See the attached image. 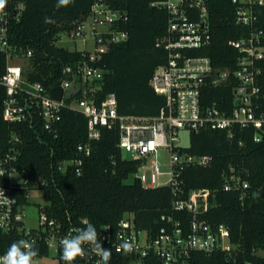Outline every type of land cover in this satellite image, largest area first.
Wrapping results in <instances>:
<instances>
[{"label": "trees", "instance_id": "1", "mask_svg": "<svg viewBox=\"0 0 264 264\" xmlns=\"http://www.w3.org/2000/svg\"><path fill=\"white\" fill-rule=\"evenodd\" d=\"M110 5L127 14V20L119 24L126 30L123 41L111 43L96 62L103 70V77L96 85L95 96L104 98L114 93L117 112L138 116L157 115L164 107V98L149 85V78L156 66L165 63L167 51L155 45L165 34L167 13L165 9L150 3L159 0H107ZM92 0H3L0 12L9 13L7 40L12 55L23 56L31 51L24 77L40 82L50 90L64 78L63 69L75 67L86 50H70L56 45L61 33H66L84 21ZM18 3L23 5L19 17H13ZM210 43L194 51L206 55L218 68H233L236 50L229 41L237 39L247 28L235 23L234 7L230 0H209ZM256 25L264 31V5L255 7ZM50 18L51 23H46ZM6 56L0 52V77L5 71ZM264 77V73H263ZM221 88H209L202 103L220 102L226 108V95ZM4 86L0 84V154L9 146H15L14 162L21 176L17 198L27 201L23 194L28 189L44 190L47 200L38 211L64 226L85 227L83 220L91 222L97 230L105 224L115 226L126 214H131L137 228L154 235L162 221L171 216L187 228L191 213L174 209L175 200H185L193 189L209 190V207L198 213V218L215 225L224 223L230 230L229 251L204 252L191 250L189 264H264V141L253 142L251 132L244 131L229 137L222 129H203L190 133L185 151L194 155H210L204 165H187L179 175V189L171 185L143 187L138 180L126 183L125 179L136 170L137 162L122 155L117 145V128L102 127L98 139L89 141V154L77 146L86 143V118L79 112L61 108L55 129H46L36 106L27 107L25 119L7 122L2 117ZM69 99H67L68 101ZM221 103V102H220ZM17 136L14 141L12 136ZM81 160L80 173L73 164L60 170V161ZM233 166L249 184L244 198L238 191L223 189V172ZM7 175H0V185H7ZM20 239L17 231L0 230V252ZM36 251V250H35ZM49 254L40 246L35 256ZM56 264H66L57 253ZM77 257L73 264H78ZM121 264V263H120ZM145 264H159L151 253Z\"/></svg>", "mask_w": 264, "mask_h": 264}, {"label": "built area", "instance_id": "2", "mask_svg": "<svg viewBox=\"0 0 264 264\" xmlns=\"http://www.w3.org/2000/svg\"><path fill=\"white\" fill-rule=\"evenodd\" d=\"M230 2L234 7L235 23L247 28L239 38L229 41L237 52L233 68L215 67L208 56L194 53L210 43L209 0L150 3L167 13L165 34L155 42L157 47L167 51V59L154 68L149 78L150 87L165 101L164 107L154 116L119 114L114 93H108L102 99L95 96L96 85L103 77V70L96 62L111 43L127 37L126 30L119 28V24L127 20L124 11L113 8L107 0H92L87 18L65 33L72 40L80 38L85 42L90 39L92 49L86 50L87 55L83 53L75 67H64V78L55 85L62 90L58 100L51 95V89L24 77L25 69L13 61L14 58H29L31 51L26 50L23 56L11 54L7 40L9 13L7 9L3 10L0 12V52L6 56L5 71L0 77V84L5 89L1 102L3 119L22 121L27 115V107L35 105L43 126L51 130L55 129L61 108L79 112L86 118L88 138L86 143L77 146L79 151L89 154V141L99 138L101 128L115 127L118 147L128 154L127 158L137 162L136 170L131 174L134 179L143 187L171 185L179 189V175L185 166H204L211 159L210 155L185 151L179 144L181 131H186L189 136L203 129H222L230 138L244 131L246 134L251 132L253 142L264 141V31L256 25L255 11L256 6L264 5V0ZM22 7L21 3L16 5L12 12L14 18L19 17ZM209 88L222 89L221 93L226 95V108L222 106L223 98L221 103H202ZM12 138L17 140L15 135ZM16 155V147L12 145L0 154V175H7L8 179L7 185H0V230L23 234V240L30 242L36 251L41 245L45 246L54 253L57 263L60 241L74 234L75 226H64L43 211L39 212L37 227L29 228L24 224L25 204L18 201L16 191L19 182L11 181V175L18 173L14 165ZM72 164L79 174V159L60 161L58 168L66 170ZM222 176L223 189L238 191L243 199L249 188L244 176L233 166ZM30 190L33 189L23 194L26 201ZM208 197V189H193L187 199L173 202L174 209L191 213L186 230L179 220L164 215L160 217L162 223L154 235L137 228L131 214L124 215L115 226H101L97 230L98 238L102 247L111 251L107 264H145L150 253L159 264H189L191 250H231L234 244L230 242L226 224L211 225L198 218V213L209 207ZM124 242H130L133 250H123ZM85 248L87 254L80 257L78 264H104L89 245Z\"/></svg>", "mask_w": 264, "mask_h": 264}, {"label": "clouds", "instance_id": "3", "mask_svg": "<svg viewBox=\"0 0 264 264\" xmlns=\"http://www.w3.org/2000/svg\"><path fill=\"white\" fill-rule=\"evenodd\" d=\"M68 0H59L60 4H66ZM3 0H0V4ZM46 23H51L50 18H45ZM72 235L64 237L60 241L61 258L66 264H73L77 257H85L87 249L85 245H89L91 251L99 256L104 264H107L111 256L110 248L102 247L101 241L98 238L96 227L88 221H85V227L73 228ZM125 251H132L133 245L130 242H124L121 245ZM36 251L30 242L23 239L11 243L7 250L0 255V264H32L33 257Z\"/></svg>", "mask_w": 264, "mask_h": 264}, {"label": "rangeland", "instance_id": "4", "mask_svg": "<svg viewBox=\"0 0 264 264\" xmlns=\"http://www.w3.org/2000/svg\"><path fill=\"white\" fill-rule=\"evenodd\" d=\"M56 45L63 46L65 48H68L70 50H91L92 49V41L90 39H86L85 42L82 41L80 38H77L75 40L69 39L65 33H61L59 37L56 40ZM13 61L20 64L24 69L28 68L29 60L20 57L19 59H13ZM189 143V136L186 131H181L179 133V144L180 146H187ZM164 154V153H163ZM122 155L124 157H127V153L125 151H122ZM165 155V154H164ZM134 177L133 175H129L125 182L129 183L133 181ZM21 177L19 173H13L11 175V181L13 182H20ZM45 193L44 190L39 189H33L29 192V197L27 199V203L24 207V218L23 222L24 224L29 228H35L38 226V219H39V211L38 207L45 205L47 203L46 198L43 196ZM143 234L140 235L142 237ZM261 254H264L263 252H260ZM32 264H56V259L54 257V253L52 251L49 252L46 256H34Z\"/></svg>", "mask_w": 264, "mask_h": 264}, {"label": "water", "instance_id": "5", "mask_svg": "<svg viewBox=\"0 0 264 264\" xmlns=\"http://www.w3.org/2000/svg\"><path fill=\"white\" fill-rule=\"evenodd\" d=\"M50 93L54 98L59 100L61 98V95H62V90L59 86H54L51 88ZM69 95H70V93L67 94V96H69Z\"/></svg>", "mask_w": 264, "mask_h": 264}]
</instances>
